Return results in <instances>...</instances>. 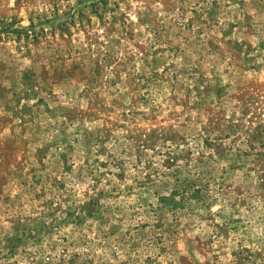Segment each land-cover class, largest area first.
<instances>
[{"label":"rangeland","instance_id":"obj_1","mask_svg":"<svg viewBox=\"0 0 264 264\" xmlns=\"http://www.w3.org/2000/svg\"><path fill=\"white\" fill-rule=\"evenodd\" d=\"M0 264H264V0H0Z\"/></svg>","mask_w":264,"mask_h":264}]
</instances>
